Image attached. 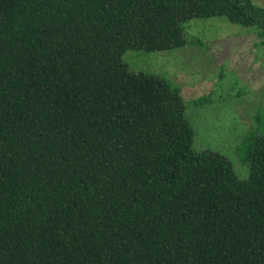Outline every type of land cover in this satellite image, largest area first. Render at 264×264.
Listing matches in <instances>:
<instances>
[{
  "label": "trees",
  "instance_id": "16d2710c",
  "mask_svg": "<svg viewBox=\"0 0 264 264\" xmlns=\"http://www.w3.org/2000/svg\"><path fill=\"white\" fill-rule=\"evenodd\" d=\"M210 18L264 35L251 0H0V264H264V134L239 179L123 60Z\"/></svg>",
  "mask_w": 264,
  "mask_h": 264
},
{
  "label": "rangeland",
  "instance_id": "374dc122",
  "mask_svg": "<svg viewBox=\"0 0 264 264\" xmlns=\"http://www.w3.org/2000/svg\"><path fill=\"white\" fill-rule=\"evenodd\" d=\"M264 7V0H251ZM185 44L159 51L128 50L129 68L181 87L196 151L224 156L239 179L249 176L248 151L264 134V35L224 18L185 25Z\"/></svg>",
  "mask_w": 264,
  "mask_h": 264
}]
</instances>
